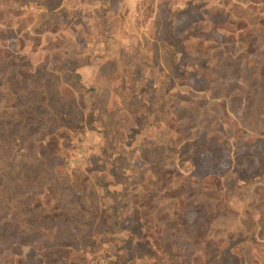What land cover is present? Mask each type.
Masks as SVG:
<instances>
[{
  "label": "rangeland",
  "instance_id": "374dc122",
  "mask_svg": "<svg viewBox=\"0 0 264 264\" xmlns=\"http://www.w3.org/2000/svg\"><path fill=\"white\" fill-rule=\"evenodd\" d=\"M0 264H264V0H0Z\"/></svg>",
  "mask_w": 264,
  "mask_h": 264
},
{
  "label": "trees",
  "instance_id": "16d2710c",
  "mask_svg": "<svg viewBox=\"0 0 264 264\" xmlns=\"http://www.w3.org/2000/svg\"><path fill=\"white\" fill-rule=\"evenodd\" d=\"M47 107H48V106H47ZM49 117L54 118V119H57V120H60V121H61L62 118H63L62 116H60V114L56 113V112L53 111V110H50V111H49V116H48V118H49ZM45 123L47 124L48 122H45ZM81 197H82L81 194H79L78 197H77V199H78V201H79L80 203L82 202ZM85 220H86V219H84L82 222L85 223Z\"/></svg>",
  "mask_w": 264,
  "mask_h": 264
}]
</instances>
